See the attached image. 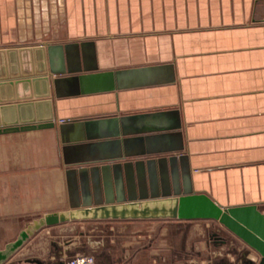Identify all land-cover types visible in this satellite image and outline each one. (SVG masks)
Returning a JSON list of instances; mask_svg holds the SVG:
<instances>
[{"label": "crops", "instance_id": "obj_1", "mask_svg": "<svg viewBox=\"0 0 264 264\" xmlns=\"http://www.w3.org/2000/svg\"><path fill=\"white\" fill-rule=\"evenodd\" d=\"M20 48H31L21 53L31 68L41 69L43 56L48 81L19 84V95L45 101L35 114L52 115L54 126L0 133V251L47 214L185 193L223 207L254 205L264 217V0H0L1 75V50ZM109 71L121 84L113 77L98 88L90 76ZM75 75L85 77L55 90L54 78ZM5 90L12 92L3 86L0 96ZM31 109L2 117L28 119ZM138 115L150 122L142 152L70 146L84 123L136 124ZM246 250L211 219L78 217L33 231L0 264H65L79 253L95 264L258 258Z\"/></svg>", "mask_w": 264, "mask_h": 264}, {"label": "water", "instance_id": "obj_2", "mask_svg": "<svg viewBox=\"0 0 264 264\" xmlns=\"http://www.w3.org/2000/svg\"><path fill=\"white\" fill-rule=\"evenodd\" d=\"M1 50L6 55L8 60L7 73L0 74V88L9 86L12 92H8L7 96H0V133L40 130L54 126L53 116L42 117L35 114V107L43 104L45 101L36 100L28 101L31 95L21 96L18 92L19 84H32L36 80L48 81L47 69L45 60L39 59L42 62L41 69L31 68L27 70L23 67L21 53L24 50L32 51L31 48ZM16 54L15 64H18V69L13 68L12 58ZM43 55V54H42ZM12 66V67H11ZM17 66V65H16ZM21 66V67H20ZM38 66H41L40 64ZM89 76V75H88ZM82 75L75 76H60L53 79V86L57 92H68V89L74 85L77 79L82 80ZM94 80L97 79L96 86L98 88H109L112 86L113 77L116 84L120 85L122 80L118 72H104L91 75ZM96 81V80H95ZM10 89V88H7ZM16 101V102H15ZM22 107H32L34 115L28 119L21 117L15 119H4L2 111L8 108L11 110H20ZM31 109V110H32ZM136 124H131V120L126 117L121 119L110 118L102 121H94L84 123L83 126H78L72 131V138L79 143H73L70 146L80 152L85 148L91 147L100 148V146L109 147L111 144L119 145L121 150L120 155L126 156L131 148V145L138 146L141 150L144 144L148 141L146 133L150 131L147 125L150 124L141 115L131 117L135 119ZM152 123V122H151ZM86 140H94L93 143L85 144ZM140 152V153H141ZM145 152V151H144ZM83 157L80 159L82 160ZM172 162V159H170ZM157 163L163 167L164 158H159ZM121 218V219H138V218H171V219H211L218 221L225 229L240 238L248 246L246 253L254 251L258 258H248L244 264H264V217L254 205L239 206V207H223L212 200L204 193H185L174 195V197L163 198L159 200H147L139 202H129L120 205H104L93 209H83L77 212H59L44 215L35 220L32 225L21 232L18 239L9 244L5 250L0 251V262L5 260L13 251H15L33 231L44 226H50L58 223L66 222L75 218ZM28 262H38L34 259H29Z\"/></svg>", "mask_w": 264, "mask_h": 264}, {"label": "rangeland", "instance_id": "obj_3", "mask_svg": "<svg viewBox=\"0 0 264 264\" xmlns=\"http://www.w3.org/2000/svg\"><path fill=\"white\" fill-rule=\"evenodd\" d=\"M45 37V36H44ZM27 46H32V45H27ZM15 57L13 56V58H12V61H13V64L12 65H14V69L15 70H17L18 68L16 67V65H15ZM28 61V60H27ZM27 61L26 62H24L23 63V67L24 68H27V69H30L31 68V64H29V62L27 63ZM41 65L42 66V62H38V65ZM21 67V66H20ZM29 101H31V100H29ZM81 227L82 226H76V230H82L81 229ZM128 229H125V226H119V232H122V233H124V234H127L126 232H127V230H129L130 229V226H128L127 227ZM140 229L139 230H142V231H144L145 232V230H146V226L145 225H143V226H140L139 227ZM106 229H107V227H105V226H99L98 228H97V231H100L101 232V235H106V234H108L107 232H106ZM142 239H145V238H142ZM142 244H144V243H142ZM87 253V252H86Z\"/></svg>", "mask_w": 264, "mask_h": 264}, {"label": "built area", "instance_id": "obj_4", "mask_svg": "<svg viewBox=\"0 0 264 264\" xmlns=\"http://www.w3.org/2000/svg\"><path fill=\"white\" fill-rule=\"evenodd\" d=\"M65 264H95V259L92 255L79 253L68 259Z\"/></svg>", "mask_w": 264, "mask_h": 264}]
</instances>
